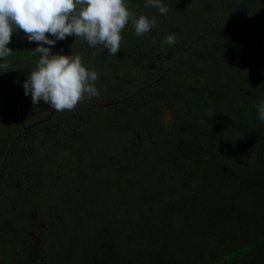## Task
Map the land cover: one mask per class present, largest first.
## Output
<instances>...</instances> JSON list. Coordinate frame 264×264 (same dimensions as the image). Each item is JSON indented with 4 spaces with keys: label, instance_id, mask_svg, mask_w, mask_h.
Returning <instances> with one entry per match:
<instances>
[{
    "label": "trees",
    "instance_id": "1",
    "mask_svg": "<svg viewBox=\"0 0 264 264\" xmlns=\"http://www.w3.org/2000/svg\"><path fill=\"white\" fill-rule=\"evenodd\" d=\"M162 2L125 0L156 25L129 22L116 55L74 35L50 46L98 73L71 111L25 95L39 54L13 31L0 264H264V0Z\"/></svg>",
    "mask_w": 264,
    "mask_h": 264
},
{
    "label": "clouds",
    "instance_id": "2",
    "mask_svg": "<svg viewBox=\"0 0 264 264\" xmlns=\"http://www.w3.org/2000/svg\"><path fill=\"white\" fill-rule=\"evenodd\" d=\"M144 7L156 8L162 15L168 12L162 0H146ZM129 22L138 36L156 25L155 17H137L125 0H0V60L12 53L8 45L13 31H22L29 42H36L33 50L39 54L23 82L25 95L31 94L33 105L43 101L56 111H71L81 101L99 95L95 87L98 73L88 70L80 55L53 54L50 46L74 35L90 47L102 45L110 55H116L123 39L121 31ZM175 42L174 34L163 41ZM0 68L12 69L8 63ZM258 109V118L264 122V103Z\"/></svg>",
    "mask_w": 264,
    "mask_h": 264
}]
</instances>
